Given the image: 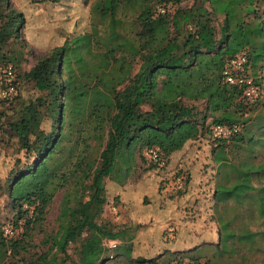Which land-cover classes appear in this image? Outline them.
<instances>
[{
	"label": "trees",
	"instance_id": "1",
	"mask_svg": "<svg viewBox=\"0 0 264 264\" xmlns=\"http://www.w3.org/2000/svg\"><path fill=\"white\" fill-rule=\"evenodd\" d=\"M181 1L94 0L90 30L65 39L21 74L10 63L14 58L0 52V67H12L16 89L0 99V134L25 157L15 158L0 182L12 210L10 222H0V264H213L215 257H224L223 264H264V0ZM10 13L12 28L21 15ZM241 51L259 87L252 102L221 75ZM20 80L38 94L20 97ZM137 98L154 103L143 109ZM182 101L200 102L201 110ZM214 124L237 131L213 139ZM184 126L194 129L193 138L204 133L205 146H212L215 241L144 255L148 249L128 241L125 226L102 216L97 183L120 141L146 132L168 139ZM154 140L146 146L156 145L167 158L169 151ZM148 162L156 170L166 165V159L164 166ZM58 191L55 228L44 231ZM7 225L13 236L2 234ZM34 231L42 234L38 241L31 240ZM201 247L213 249L202 262L193 255Z\"/></svg>",
	"mask_w": 264,
	"mask_h": 264
},
{
	"label": "rangeland",
	"instance_id": "2",
	"mask_svg": "<svg viewBox=\"0 0 264 264\" xmlns=\"http://www.w3.org/2000/svg\"><path fill=\"white\" fill-rule=\"evenodd\" d=\"M93 1L0 0V33L3 37L0 39L3 40L0 52L14 58L10 63L15 72L21 74L37 58L65 39L90 30V5ZM191 2L182 0L179 5L188 6ZM203 3L208 6L207 1ZM11 10L21 15V22L14 23L12 28L8 25ZM219 23L220 16L217 15L212 20L216 37ZM261 70V67L258 68L259 73ZM37 94L31 84L20 80V97ZM137 99L141 100L143 109L154 103L153 99ZM182 103L193 107L196 112L201 110L200 102ZM107 111L112 117L114 111L111 106ZM199 117H196L198 127ZM208 120L209 117L205 121ZM48 126L49 119H44L41 127L47 130ZM193 134V128L184 126L168 139L162 135L152 138L146 132L139 138L120 141L110 156L107 172L97 183V195L103 201L102 216L114 225L125 226V238L148 249V252H143L144 255L155 256L163 247L178 251L215 241L216 226L211 216V196L208 193L213 186L215 167L210 151L212 146H205L204 133L196 138ZM153 139L152 142L156 143L160 140L169 151L166 165L160 170L153 168L144 155L147 143ZM15 158L25 160L23 150L18 149L13 140H7L0 134V182ZM60 194L61 191L56 192L48 205L44 231L55 228ZM197 202L202 204L200 208H197ZM11 216L12 210L0 190V222L9 223ZM31 234L32 241H38L42 236L35 231ZM107 247H112L111 242H107ZM212 250L211 247H201L193 255H199L202 262ZM68 251L71 252L70 247ZM224 260V257H215L213 264H223ZM112 262L114 260L105 264ZM120 264L127 263L120 261Z\"/></svg>",
	"mask_w": 264,
	"mask_h": 264
},
{
	"label": "built area",
	"instance_id": "3",
	"mask_svg": "<svg viewBox=\"0 0 264 264\" xmlns=\"http://www.w3.org/2000/svg\"><path fill=\"white\" fill-rule=\"evenodd\" d=\"M161 11V10H160ZM247 58L244 51L238 52L226 61L221 75L225 83L235 85L241 89L242 97L252 102L259 96V87L252 78L246 73ZM14 75L13 69L10 65L0 67V99L11 97L16 93L13 83ZM237 131L236 125H222L214 124L210 127V137L213 139H221ZM148 161L157 166H164L165 159L161 157L160 151L157 147H148L144 152ZM15 229L7 225L2 229V234L6 237L13 236ZM113 243H111L112 245Z\"/></svg>",
	"mask_w": 264,
	"mask_h": 264
}]
</instances>
